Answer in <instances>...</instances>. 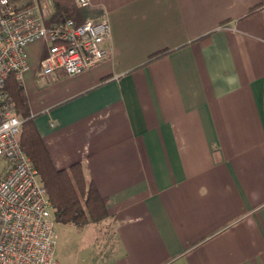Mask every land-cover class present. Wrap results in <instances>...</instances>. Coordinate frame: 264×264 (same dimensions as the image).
Masks as SVG:
<instances>
[{"label":"crops","instance_id":"1","mask_svg":"<svg viewBox=\"0 0 264 264\" xmlns=\"http://www.w3.org/2000/svg\"><path fill=\"white\" fill-rule=\"evenodd\" d=\"M28 1L51 22L54 0ZM83 11L107 13L109 57L44 77L49 43L37 40L10 81L55 167L81 163L109 201L94 264H264V0H91Z\"/></svg>","mask_w":264,"mask_h":264},{"label":"built area","instance_id":"2","mask_svg":"<svg viewBox=\"0 0 264 264\" xmlns=\"http://www.w3.org/2000/svg\"><path fill=\"white\" fill-rule=\"evenodd\" d=\"M88 5L91 0H76ZM47 10L28 0H0V264H61L56 256L55 217L38 168L20 145L23 118L5 90L9 77L28 68L27 46L49 43L40 75L57 69L75 75L110 56L107 13L76 22H46Z\"/></svg>","mask_w":264,"mask_h":264},{"label":"trees","instance_id":"3","mask_svg":"<svg viewBox=\"0 0 264 264\" xmlns=\"http://www.w3.org/2000/svg\"><path fill=\"white\" fill-rule=\"evenodd\" d=\"M54 2L56 10L51 21L72 18L80 23L86 20L83 11L86 5H79L76 0ZM10 77L5 90L13 101L16 112L23 116L20 145L38 168L52 202L55 220L83 227L106 218L109 215V201L100 194L93 180L86 179L81 163H73L67 169L55 167L33 119L27 116V97L17 82L11 83Z\"/></svg>","mask_w":264,"mask_h":264},{"label":"rangeland","instance_id":"4","mask_svg":"<svg viewBox=\"0 0 264 264\" xmlns=\"http://www.w3.org/2000/svg\"><path fill=\"white\" fill-rule=\"evenodd\" d=\"M110 230L107 218L83 227L56 221L57 258L61 264H94L98 256H101L96 252L103 251V255L107 252ZM98 236L101 243L96 241Z\"/></svg>","mask_w":264,"mask_h":264}]
</instances>
